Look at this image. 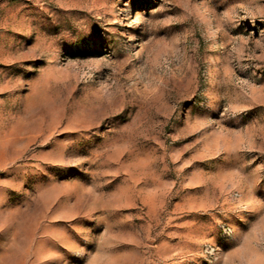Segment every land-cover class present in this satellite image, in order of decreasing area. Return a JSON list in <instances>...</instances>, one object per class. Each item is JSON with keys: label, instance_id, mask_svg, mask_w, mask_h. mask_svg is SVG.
<instances>
[{"label": "rangeland", "instance_id": "obj_1", "mask_svg": "<svg viewBox=\"0 0 264 264\" xmlns=\"http://www.w3.org/2000/svg\"><path fill=\"white\" fill-rule=\"evenodd\" d=\"M0 264H264V0H0Z\"/></svg>", "mask_w": 264, "mask_h": 264}, {"label": "built area", "instance_id": "obj_2", "mask_svg": "<svg viewBox=\"0 0 264 264\" xmlns=\"http://www.w3.org/2000/svg\"><path fill=\"white\" fill-rule=\"evenodd\" d=\"M232 234H233L232 229L228 226H224V227H222V230L220 233V238H221V240L224 241V240L231 238Z\"/></svg>", "mask_w": 264, "mask_h": 264}]
</instances>
